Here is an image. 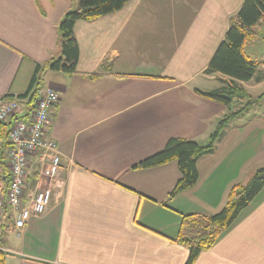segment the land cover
I'll return each mask as SVG.
<instances>
[{
	"label": "crops",
	"instance_id": "1",
	"mask_svg": "<svg viewBox=\"0 0 264 264\" xmlns=\"http://www.w3.org/2000/svg\"><path fill=\"white\" fill-rule=\"evenodd\" d=\"M244 2L131 0L75 25L77 72L45 71L38 86L61 95L46 129L59 145L61 187L24 229H14L8 215L0 218L6 264H186L190 251L177 241L183 216L219 213L232 188L246 184L264 160V146L257 153L252 144L259 136L254 124L232 125L255 104L262 112L253 121L264 125V61L255 59L254 77L238 82L254 105L198 161L193 188L169 197L181 177L177 161L136 166L172 138L207 145L219 120L248 102L235 98L226 106L197 91L231 82L206 70ZM78 6L79 0H0V101L28 91L37 66L57 54L62 18ZM262 29L264 19L249 45ZM235 102L241 107L232 111ZM37 170L34 162L31 188ZM194 264H264V189Z\"/></svg>",
	"mask_w": 264,
	"mask_h": 264
},
{
	"label": "trees",
	"instance_id": "2",
	"mask_svg": "<svg viewBox=\"0 0 264 264\" xmlns=\"http://www.w3.org/2000/svg\"><path fill=\"white\" fill-rule=\"evenodd\" d=\"M130 1L79 0L78 8L68 11L59 24L57 54L47 63L37 66L28 91L20 97H28L33 91L31 97H35L42 74L45 71L75 74L80 60V46L75 36V25L80 21L91 22L105 15L118 12ZM263 19L264 0H245L239 13L231 19L225 39L219 45L206 70L207 74L219 73L227 76L231 82L228 84L223 82L222 88L209 92L197 90L203 97L226 106H230L235 98L247 99V105L219 120L207 145H201L194 140L172 138L163 150L136 166L141 169H149L177 161L181 177L170 193V198L193 188L197 184L199 180L198 161L213 153L215 144L222 137L231 120L244 115L249 110V105L253 99L238 82L250 81L260 66V62L254 61L246 54L245 45L253 38L254 27ZM9 126V124L0 123V138L7 136ZM263 189L264 168L257 170L247 184L234 186L225 207L219 213L211 216L184 215L177 241L185 245L190 251L186 264H194L203 251L211 249L233 226L241 212L254 202ZM7 255L0 248V264H6Z\"/></svg>",
	"mask_w": 264,
	"mask_h": 264
},
{
	"label": "built area",
	"instance_id": "3",
	"mask_svg": "<svg viewBox=\"0 0 264 264\" xmlns=\"http://www.w3.org/2000/svg\"><path fill=\"white\" fill-rule=\"evenodd\" d=\"M60 101V93L51 87L39 88L32 102L29 96L0 101V123L10 125L7 136L0 138V218L8 215L16 230L24 229L32 214L43 215L61 187L59 145L46 136ZM34 162L38 170L31 188Z\"/></svg>",
	"mask_w": 264,
	"mask_h": 264
},
{
	"label": "rangeland",
	"instance_id": "4",
	"mask_svg": "<svg viewBox=\"0 0 264 264\" xmlns=\"http://www.w3.org/2000/svg\"><path fill=\"white\" fill-rule=\"evenodd\" d=\"M259 34H262L263 35V37L262 38H260L259 40H257V41H253L250 45H249V43H250V41L249 42H247L246 43V45H245V52H246V54L248 55V56H250V58H254L253 60L254 61H256V60H258V61H264V29H262V30H260V32H258ZM250 54V55H249ZM256 59V60H255ZM213 83H218L216 80H214L213 81ZM261 88H263L264 89V85L263 86H261ZM252 100V99H251ZM254 100H256V99H254ZM258 100V99H257ZM256 100V101H257ZM246 102V101H245ZM252 103H253V100H252ZM252 103H251V105H249V107L251 108L253 105H252ZM256 103V102H255ZM264 103V102H263ZM247 104L245 103L244 105H242V106H246ZM238 106H240L241 107V105H239L238 104V102H235L233 105H232V108H231V110L232 111H235V110H237V108H239ZM260 108V105L259 106H257L256 104L251 108V114L249 115V116H246V119L245 120H243V121H241V119H244L243 117H239V118H236V119H234V122H232V125H234L233 127L234 128H242V127H247L248 125H250V124H254V125H252V127H253V129H255L256 128V136L257 135H259L258 136V139H257V141L256 142H253L252 141V144H253V146L255 145V144H258V147L256 148L257 150V153H259L260 152V150H261V147L262 146H264V140H263V138H262V136H264V125H259V122H256V121H253V120H256V119H259L258 117H260V116H258V117H256V115L255 114H259V112L261 113L262 111H258V109ZM259 115H261V114H259ZM250 120V121H249ZM254 135V136H255ZM253 136V138H255ZM259 167H256V168H258V169H256V171L257 170H259V169H263L264 168V160L263 161H261L260 163H259V165H258ZM263 167V168H262ZM255 171V172H256ZM254 172V173H255ZM253 173V174H254ZM253 176V175H252ZM251 176V177H252ZM250 177V178H251ZM250 178H249V180H250ZM247 184V183H246Z\"/></svg>",
	"mask_w": 264,
	"mask_h": 264
}]
</instances>
